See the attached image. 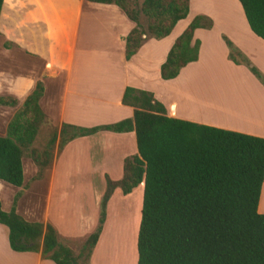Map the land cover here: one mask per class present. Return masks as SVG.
<instances>
[{"label": "trees", "instance_id": "16d2710c", "mask_svg": "<svg viewBox=\"0 0 264 264\" xmlns=\"http://www.w3.org/2000/svg\"><path fill=\"white\" fill-rule=\"evenodd\" d=\"M4 0H0V11ZM115 4L134 27L125 37L129 60L150 39L167 36L187 16L189 0H87ZM251 31L264 40V0H238ZM212 20L196 15L177 36L160 66L163 80L173 79L198 59L196 28H211ZM228 58L245 65L264 86V74L225 36ZM44 86L38 81L0 135V180L23 184L22 158L30 149L37 165L35 178L50 164L54 132L44 151L30 148L47 117L40 106ZM121 103L133 115L116 122L80 127L63 124L58 149L79 136L98 131H134L136 153L123 160L122 176L105 175L95 229L75 253L61 243L51 224L28 221L14 206L0 223L8 228L15 251H38L55 264L87 261L103 230L107 203L115 189L130 193L143 184L137 234V264H264V214L257 210L264 180V138L169 116L152 92L126 86ZM12 96L0 95V106H16ZM19 196L14 198V204Z\"/></svg>", "mask_w": 264, "mask_h": 264}, {"label": "crops", "instance_id": "0c3cea01", "mask_svg": "<svg viewBox=\"0 0 264 264\" xmlns=\"http://www.w3.org/2000/svg\"><path fill=\"white\" fill-rule=\"evenodd\" d=\"M196 15H205L213 23L211 28L194 30V39L200 40L198 59L183 67L175 78L161 79L160 66L169 49ZM133 27L134 23L115 4L87 0H4L0 11V95L12 96L18 104L0 106V135H5L8 122L36 83L41 81L44 92L39 103L47 117V122L42 125H53L57 147L63 124L92 127L131 117L133 108L121 103L126 86L152 92L165 105L169 116L264 138V86L243 65L229 61L238 70L236 81L254 92L251 98L241 95L243 91L234 97L222 89L213 91L211 88L208 91L203 88L193 95L188 89H182L166 98L156 90L161 80L164 83L178 82L204 55L213 57L219 54L227 60L228 48L223 36L264 71V57L263 62L258 59L259 50L264 51V40L251 31L238 0H189L187 16L180 19L167 36L146 40L126 60L125 37ZM112 138L122 141L119 146L124 153L136 151L134 131H98L74 138L54 155V162L48 167L51 169L48 171L47 199L54 189L61 192L60 189L69 183L68 177L72 174L68 170L86 175L79 189H88L89 192L95 189L91 177L96 170L100 169L103 176L122 172L121 157L117 159L106 153L111 144L108 140ZM95 147H99L101 159L97 160ZM22 167L21 186L0 180L1 208L9 211L14 206L16 212L28 221L51 224L58 232L59 241L75 251L77 241L86 240L97 223L93 227L87 225L90 217L83 215V211H77L74 217L71 205L65 204L63 199L53 212L48 200L45 204L36 197L30 200L26 191L14 204L16 195L24 190V185L38 170L31 158L23 157ZM58 168L61 171L56 175ZM65 194L62 191L61 197ZM137 205L139 207V201ZM84 206L81 205L82 209ZM130 207L132 212L133 201ZM138 210L141 216L140 208ZM257 210L264 214V180ZM125 215L119 217V224L132 216ZM124 224L127 229V222ZM124 227L119 231L122 237L126 235ZM113 244L116 246V241L113 240ZM0 264L55 263L42 257L41 248L38 251L13 250L8 240V228L0 223Z\"/></svg>", "mask_w": 264, "mask_h": 264}, {"label": "rangeland", "instance_id": "374dc122", "mask_svg": "<svg viewBox=\"0 0 264 264\" xmlns=\"http://www.w3.org/2000/svg\"><path fill=\"white\" fill-rule=\"evenodd\" d=\"M227 46V45H226ZM235 46V45H234ZM236 47V46H235ZM237 48V47H236ZM264 51L259 50L258 57L260 62H263L264 57ZM244 54V53H243ZM245 55V54H244ZM246 56V55H245ZM247 57V56H246ZM262 57V58H261ZM248 58V57H247ZM253 65H255L263 74L264 71L259 68V66L253 62L250 58H248ZM230 59L227 58V60H224L219 54L217 56L210 57L208 55H204L203 58L199 61L198 64L193 65L189 68L188 71L185 72L183 76H181L180 80L178 82L174 83H168L160 81V86H157L156 90L157 92L163 93L166 98H171V96L176 95L177 92H181L182 89H188L193 95L195 92L202 90L203 88L208 91V88H211V90L215 91L217 89H222L223 92L226 94H229L230 96L236 97L243 91V96H247L251 98L254 95L253 91L248 90L246 86L242 87V84L238 81H236V76L238 74V70L236 68H233L231 64H229ZM243 65V64H238ZM246 69H248L245 65H243ZM250 72V70L248 69ZM251 73V72H250ZM252 74V73H251ZM253 75V74H252ZM254 76V75H253ZM255 77V76H254ZM256 78V77H255ZM257 79V78H256ZM258 80V79H257ZM259 81V80H258ZM260 82V81H259ZM261 83V82H260ZM190 95V96H191ZM175 97V96H174ZM180 102V106H183L181 103V100H178ZM189 111V110H188ZM196 114H200V112H197ZM208 115V114H207ZM218 116V115H217ZM55 129L52 124H46L42 125L39 130V136L36 138L35 142L31 145L30 148L36 149L37 151H44L47 142L51 138L52 134L54 133ZM108 142H111V144L108 145V148L106 149V153L115 158H120L124 160V157L130 156L136 151L134 150H128L124 153V149H122L119 144H121L122 141H118L115 138H112L111 140H108ZM136 147V146H135ZM96 151V158L97 160L101 159V152L99 151V147H95L94 149ZM60 149L57 147V142L54 144V147L52 149V158L50 161V164L46 167H50L51 164H53V158L54 155H56ZM30 149L25 151L24 157L29 159L30 158ZM51 168L45 169L39 178H35L36 174L30 179L28 183L24 185V190L19 192L17 200H19L24 192L27 193L28 199H39L41 202L45 204V202L50 203V209L51 211H56L58 202L63 201L67 205H71V214L75 217L77 211L78 213L83 211V215L87 216L89 215V222L87 225H90V227H93V224L97 223L98 218V204H99V195L104 191L105 186V174L102 175V171L100 169L96 170L95 175H93L91 178L93 179L94 184V190L92 192H89L90 190L86 189H79V186L81 182L85 180L86 175H77L75 174V171L68 170L72 175H69L68 181L69 183L65 184L63 186V189H60L64 191L66 194L64 197H61L62 191L59 192L57 189H54L52 191V194L49 195V199H47V187L49 184V175ZM60 168L56 171V175L60 172ZM72 172V173H71ZM111 179H118L122 176V172H119L117 174L108 175ZM140 185V184H139ZM136 186L132 192L128 195L122 194L120 189L115 190L113 196L110 198L108 204H107V215L106 220L103 226V230L99 236V246H95V248L92 250L91 255L89 259L86 261L84 257H82L79 260V264H117L118 260V253L116 251V246L118 245L117 241L118 238L115 235V227L119 223L118 220L119 217L126 216L125 214H131V218H125L123 219L124 223H128V228L126 229V224L122 225L119 224L120 227H124V231L126 232V235L128 237L124 238L127 240V247L129 245V239L130 240V249H131V264H137V234L139 229V223H140V213L138 208H140L141 211V197L143 193V184L140 185V188ZM137 192L135 193V189ZM135 193V196H134ZM134 196L132 200L130 201V197ZM134 202L133 211L131 212L130 202ZM138 201H139V207H138ZM87 202V203H86ZM81 205H85L84 209H82ZM23 210V208H22ZM66 216H68V213H65ZM119 215V216H118ZM139 215V216H138ZM118 216V218H116ZM139 222V223H138ZM118 227V226H117ZM116 227V228H117ZM119 231H121L119 229ZM120 233V232H119ZM130 233V236H129ZM89 236V235H88ZM87 236V237H88ZM113 240L116 241V246L114 245L113 248ZM85 240L77 241L75 253H79L81 251V248L84 244ZM97 248V249H96ZM95 252V253H94ZM132 253H134V262L132 260ZM94 254V255H93ZM93 255V258H92Z\"/></svg>", "mask_w": 264, "mask_h": 264}, {"label": "bare ground", "instance_id": "6f19581e", "mask_svg": "<svg viewBox=\"0 0 264 264\" xmlns=\"http://www.w3.org/2000/svg\"><path fill=\"white\" fill-rule=\"evenodd\" d=\"M118 221H121V219H119ZM124 222H121V224L123 225ZM128 223L129 222H127V228H128V231H129ZM117 226H116L117 228L115 227V229H116L115 230V235L118 238V240L120 239L119 243L117 242L118 245L116 246L117 247L116 251L119 252L118 253L117 264H131L130 263L131 262V249H130V240L131 239H129V245L127 247V240L124 237H122L121 234L119 233V229H121L119 223L117 224ZM129 236H130V233H129ZM134 259H135L134 258V253H132L133 262H134Z\"/></svg>", "mask_w": 264, "mask_h": 264}]
</instances>
